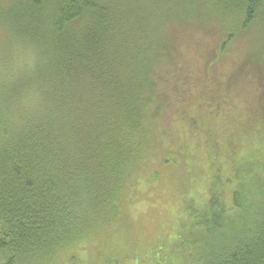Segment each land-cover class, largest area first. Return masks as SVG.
I'll return each instance as SVG.
<instances>
[{
    "label": "trees",
    "instance_id": "1",
    "mask_svg": "<svg viewBox=\"0 0 264 264\" xmlns=\"http://www.w3.org/2000/svg\"><path fill=\"white\" fill-rule=\"evenodd\" d=\"M4 1L13 8L7 35L0 25V49L17 45L31 62L0 86V264L52 257L119 219L143 149L162 141L168 89L187 78L175 71V27H193L199 39L216 35L204 61L253 32L245 47L264 78V0ZM192 16L194 26L183 23ZM205 104L217 118L220 100ZM200 116L185 117L198 136ZM221 121L208 129L213 149L222 145ZM260 157L242 159L226 197L212 189L205 211H184L181 264H264V151Z\"/></svg>",
    "mask_w": 264,
    "mask_h": 264
},
{
    "label": "rangeland",
    "instance_id": "2",
    "mask_svg": "<svg viewBox=\"0 0 264 264\" xmlns=\"http://www.w3.org/2000/svg\"><path fill=\"white\" fill-rule=\"evenodd\" d=\"M3 1L0 0V25L7 35L5 23L13 5ZM160 12L163 13L162 5ZM197 22L198 18L193 16L183 21L191 26ZM191 29L182 33L174 28L178 62L175 71L187 78L168 89L172 103L162 116L170 117L161 124L164 133L157 138L162 141L155 149H143V153L147 150L146 160L142 161L145 158L142 153L139 157L142 163L130 174L119 200V219L107 222L92 237L30 264H181L186 259L181 252L188 251L183 244L184 236L182 239L180 236L188 231L184 211L189 208L195 209V213L205 211V205L211 202L209 198L214 197L212 189H218L226 197L235 185L234 169L253 151H257V163L261 161L264 78L258 73L260 66L249 62L245 47L247 39L251 45L255 42L253 32H246L244 37L232 42L221 59L204 61L205 52L214 45L211 39L215 34L199 39L201 35ZM30 62V54L17 45L0 49V86L29 67ZM236 71L237 82L226 91L229 76L236 77L230 73ZM202 93L205 95L199 105L195 97ZM206 97L211 102L214 97L220 100L217 118L210 111L214 107L205 104ZM185 98L188 100L184 101ZM191 110L201 113L203 132L199 136L185 119ZM221 119L219 132L215 133L222 145L213 149L207 142L213 131L208 129H214L212 123Z\"/></svg>",
    "mask_w": 264,
    "mask_h": 264
}]
</instances>
